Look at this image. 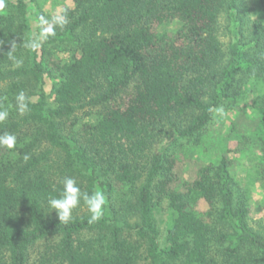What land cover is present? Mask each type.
I'll return each instance as SVG.
<instances>
[{
	"label": "trees",
	"instance_id": "obj_1",
	"mask_svg": "<svg viewBox=\"0 0 264 264\" xmlns=\"http://www.w3.org/2000/svg\"><path fill=\"white\" fill-rule=\"evenodd\" d=\"M72 2L63 26L40 15L41 45L71 51L46 66L37 48L27 65L10 59L27 1L0 12V110L9 113L0 134L17 137L14 149L0 147V264H264V222L249 223L250 191L233 172L229 139L190 177L176 172L180 154L211 144L215 109L244 101L256 116L253 173L264 181V20L245 15L247 0ZM256 4L264 14V0ZM224 13L239 19L228 48ZM179 138L187 144L169 152ZM65 177L104 193L99 221L88 222L83 201L59 221L49 200Z\"/></svg>",
	"mask_w": 264,
	"mask_h": 264
},
{
	"label": "rangeland",
	"instance_id": "obj_2",
	"mask_svg": "<svg viewBox=\"0 0 264 264\" xmlns=\"http://www.w3.org/2000/svg\"><path fill=\"white\" fill-rule=\"evenodd\" d=\"M15 2V0H5ZM27 1V13L24 18L19 20V43L20 48L17 51L16 60H21L19 66L27 65L32 60L31 48L25 47L26 44L35 41L39 44L37 47V59L42 65L46 66L49 61L57 59H66L70 54V46L63 44H51L42 46L41 37L38 32L40 15L48 17H60L61 11L66 6L73 4L72 0H25ZM245 15L253 21L264 20L263 11L257 6L256 0H247ZM12 7H5L3 12H12ZM239 19L224 13L219 18V39L223 47L228 48L230 41L236 36V25ZM177 24H170L168 29L175 28ZM245 23L242 29L247 30ZM248 41L247 39H243ZM15 66V62L13 63ZM56 78L54 74H47L44 78L43 89L45 92V105L54 106V86ZM242 101L236 107L227 108L221 105L214 111V116L206 130V139L211 142L207 146L197 148L187 156L180 154L176 172L179 178L186 179L190 177L196 167L200 164H206L216 158L221 143L227 138L228 155L233 160V172L242 185L248 187L249 197V223L254 228L264 222V181L255 177L253 173V164L259 160V147L255 137V113L247 107ZM186 145L185 139H177L172 143L169 152L178 153L180 145ZM163 233V228H162ZM42 248V245L40 246ZM32 257L34 254L32 253ZM137 264H146L140 261Z\"/></svg>",
	"mask_w": 264,
	"mask_h": 264
},
{
	"label": "clouds",
	"instance_id": "obj_3",
	"mask_svg": "<svg viewBox=\"0 0 264 264\" xmlns=\"http://www.w3.org/2000/svg\"><path fill=\"white\" fill-rule=\"evenodd\" d=\"M4 9L5 0H0V12H2ZM41 19L42 23H48V21L43 20V18ZM53 23L63 26L65 23H67V21L63 17H56L54 18ZM44 34L45 37L47 35H54L53 28L51 26L45 28ZM12 47H15V45L13 44ZM25 47L35 49L39 47V44L33 41L26 44ZM10 59L14 60L16 66H19L22 63L21 60H16L15 57L11 55ZM17 102L20 114L25 113L28 110V106L25 102V96L23 92L17 96ZM8 115L9 113L7 110H0V122L6 120ZM16 143L17 137L15 134L10 132H4L3 134H0V147L12 150L16 147ZM27 159L28 157L25 156V160ZM62 183L63 189L59 198H51L49 200V205L52 210L56 211L60 222L65 224L68 223L72 218L73 210L80 205L81 201H83V204L87 207V211L90 214L88 220L89 223L97 222L103 217L107 200L101 190L97 189L91 193L82 191L77 181L72 177H65Z\"/></svg>",
	"mask_w": 264,
	"mask_h": 264
}]
</instances>
